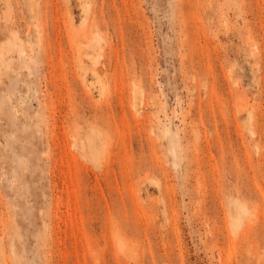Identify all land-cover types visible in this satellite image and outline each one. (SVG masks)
Returning <instances> with one entry per match:
<instances>
[{
  "label": "rangeland",
  "instance_id": "1",
  "mask_svg": "<svg viewBox=\"0 0 264 264\" xmlns=\"http://www.w3.org/2000/svg\"><path fill=\"white\" fill-rule=\"evenodd\" d=\"M0 264H264V0H0Z\"/></svg>",
  "mask_w": 264,
  "mask_h": 264
},
{
  "label": "bare ground",
  "instance_id": "2",
  "mask_svg": "<svg viewBox=\"0 0 264 264\" xmlns=\"http://www.w3.org/2000/svg\"><path fill=\"white\" fill-rule=\"evenodd\" d=\"M244 111V110H243Z\"/></svg>",
  "mask_w": 264,
  "mask_h": 264
}]
</instances>
